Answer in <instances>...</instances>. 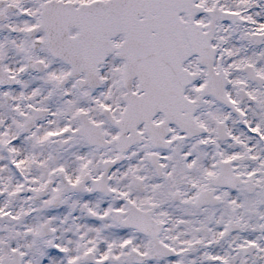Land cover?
<instances>
[{"label": "snow or ice", "instance_id": "obj_1", "mask_svg": "<svg viewBox=\"0 0 264 264\" xmlns=\"http://www.w3.org/2000/svg\"><path fill=\"white\" fill-rule=\"evenodd\" d=\"M0 264H264V0H0Z\"/></svg>", "mask_w": 264, "mask_h": 264}]
</instances>
